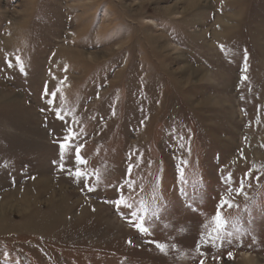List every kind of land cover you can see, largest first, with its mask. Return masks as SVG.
Wrapping results in <instances>:
<instances>
[{
	"label": "rangeland",
	"instance_id": "obj_1",
	"mask_svg": "<svg viewBox=\"0 0 264 264\" xmlns=\"http://www.w3.org/2000/svg\"><path fill=\"white\" fill-rule=\"evenodd\" d=\"M201 261L264 264V0H0V264Z\"/></svg>",
	"mask_w": 264,
	"mask_h": 264
},
{
	"label": "snow or ice",
	"instance_id": "obj_2",
	"mask_svg": "<svg viewBox=\"0 0 264 264\" xmlns=\"http://www.w3.org/2000/svg\"><path fill=\"white\" fill-rule=\"evenodd\" d=\"M223 48V46H221ZM15 62L16 64L20 65V71H24V68H23V64H22V61H21V57L20 56H16L15 57ZM14 65L13 63L9 60L7 62V67L8 68H12ZM246 79V77H245ZM58 89L55 90V91H51L49 92V90L47 89V87L45 88L44 90V95L45 96H50L51 99H48L47 103L49 105H52L55 101H56V98L58 96ZM98 95V94H97ZM41 111H44V109H41ZM55 116L60 119V120H63L64 117L61 115L60 113V110L59 109H56L55 110ZM67 131L69 133V135H65L63 137V141L60 143V149H61V157H63V153H64V150L70 146L71 144H73L75 142L76 139H78V134H76L74 132V130L68 126L67 128ZM75 156H76V160L78 162H86L83 160V158L81 157L80 155V147H76L75 148ZM184 163H187V161H184ZM131 170H132V166L129 165V169H128V175L130 176L131 174ZM181 172V178L183 179V169L180 170ZM75 175L77 177H84L86 176V173L80 171L79 168L76 169L75 171ZM222 181L225 183L226 187H227V191L228 192H231L232 191V188L229 184V182L231 181V175H229V177L227 178H223L222 177ZM135 187V182L132 181V180H129V184H128V188H129V191H132ZM244 189V184H243V181L241 180L240 181V186L238 188L235 189L236 193L237 194H241L243 193L245 195V198H247V194L244 193L243 191ZM91 187H89V191H91ZM115 204L117 206V208L121 207L122 205L127 208V209H131L132 208V205L131 204H128L124 201L123 197H120L119 199H117L115 201ZM227 205L229 208H232L234 207L235 205L233 204V202L229 199H225L223 196L221 197L220 199V203H219V206L217 207V210L215 212V215L213 217V220L217 222V229H216V239H220V231L224 228V221H222V214H221V211L220 209ZM130 215L135 218L136 220H138L139 222L138 223H134L133 226L135 228H137L141 233H147L149 231V229L145 226V217L143 215H140V216H137V213L136 212H130ZM228 235H231V233H228ZM209 239H211V237H209ZM154 243L157 244V246L160 248L161 251H164V245L160 244V242L158 241H153ZM129 243H131V241H129ZM231 253H229V256L231 257ZM201 264H203V261H201Z\"/></svg>",
	"mask_w": 264,
	"mask_h": 264
},
{
	"label": "bare ground",
	"instance_id": "obj_3",
	"mask_svg": "<svg viewBox=\"0 0 264 264\" xmlns=\"http://www.w3.org/2000/svg\"><path fill=\"white\" fill-rule=\"evenodd\" d=\"M62 51H63V50H62ZM70 51H71L70 48H69L68 50H66V51L64 50V51H63V54H64V55H65V54H69ZM61 55H62V54H61ZM82 55H83V54H82ZM47 184H48V183H47ZM42 187H43V189H45V188H46V183L43 184ZM253 258H254V257H253ZM250 259H251V258H250ZM252 264H253V263H252Z\"/></svg>",
	"mask_w": 264,
	"mask_h": 264
}]
</instances>
